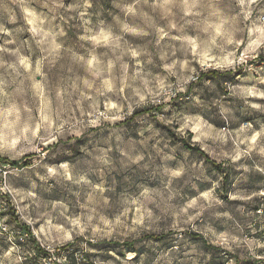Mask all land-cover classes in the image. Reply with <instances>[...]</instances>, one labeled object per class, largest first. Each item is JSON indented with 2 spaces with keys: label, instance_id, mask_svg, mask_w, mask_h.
Masks as SVG:
<instances>
[{
  "label": "rangeland",
  "instance_id": "rangeland-1",
  "mask_svg": "<svg viewBox=\"0 0 264 264\" xmlns=\"http://www.w3.org/2000/svg\"><path fill=\"white\" fill-rule=\"evenodd\" d=\"M0 157V264H264V0H0Z\"/></svg>",
  "mask_w": 264,
  "mask_h": 264
},
{
  "label": "trees",
  "instance_id": "trees-1",
  "mask_svg": "<svg viewBox=\"0 0 264 264\" xmlns=\"http://www.w3.org/2000/svg\"><path fill=\"white\" fill-rule=\"evenodd\" d=\"M182 141L184 142V144L188 147V148H191V149H194V150H199V147L198 146H195V145H192L186 138H182ZM27 157L24 159V160H15L13 161V164H16V165H27ZM0 161H5V159L1 158L0 157ZM24 161V162H23ZM217 166H221L220 164H215ZM29 228V227H27ZM30 234H33L32 232H30ZM124 244L126 246H131L133 245L134 243L133 242H124ZM236 264H251L250 261H242V260H239L238 258H236Z\"/></svg>",
  "mask_w": 264,
  "mask_h": 264
},
{
  "label": "built area",
  "instance_id": "built-area-1",
  "mask_svg": "<svg viewBox=\"0 0 264 264\" xmlns=\"http://www.w3.org/2000/svg\"><path fill=\"white\" fill-rule=\"evenodd\" d=\"M254 257H256L258 260L264 259V253L263 254H255L252 253ZM226 264H236V259H231L230 262H226Z\"/></svg>",
  "mask_w": 264,
  "mask_h": 264
}]
</instances>
